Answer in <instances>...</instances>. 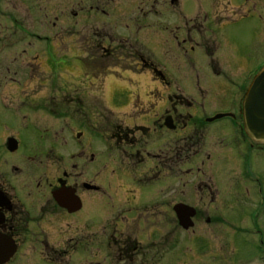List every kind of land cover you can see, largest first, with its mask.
Listing matches in <instances>:
<instances>
[{"label": "flooded vegetation", "instance_id": "obj_1", "mask_svg": "<svg viewBox=\"0 0 264 264\" xmlns=\"http://www.w3.org/2000/svg\"><path fill=\"white\" fill-rule=\"evenodd\" d=\"M56 3L0 0V241L12 253L3 264H236L246 248L256 257L251 264H264L262 206L254 209L246 187L264 143L247 139L241 117L247 86L264 66L262 55L255 56L264 42V0H76L68 12ZM242 20L259 26L243 46L222 34ZM60 37L80 52L79 72L98 97V121L75 124V141L65 136L72 122L56 128L72 103L85 98L76 77L54 75L47 50ZM153 53L204 55L205 88L219 98L207 103L210 115ZM170 65L177 68L175 60ZM111 68L147 75L161 94L133 101L136 115L119 118L104 138L102 87ZM229 71L243 82L234 93ZM193 85L202 95L197 79ZM218 114L226 116L210 121ZM221 120L228 126H213ZM207 126L228 140L226 147H199ZM41 130L51 138L42 142ZM186 131L196 139L192 145L171 144L170 136L184 140ZM90 134L94 146L79 142ZM222 165L236 177L221 178ZM185 208L194 215L189 230L180 224ZM203 224L233 226L237 233L228 240L235 251L241 230L252 226V237L241 239L234 258L217 254V238L197 234Z\"/></svg>", "mask_w": 264, "mask_h": 264}, {"label": "rangeland", "instance_id": "obj_2", "mask_svg": "<svg viewBox=\"0 0 264 264\" xmlns=\"http://www.w3.org/2000/svg\"><path fill=\"white\" fill-rule=\"evenodd\" d=\"M75 2L76 0H57L56 3V9L58 11H69L70 9L75 10ZM74 3V4H73ZM136 15L139 13H135ZM69 19H60L63 26H66L65 23ZM69 22V21H68ZM126 23L124 22L123 25ZM252 26H256L252 28ZM258 23H247L245 20H242L238 23H233L230 25V27L225 28L222 31V34H228L231 33L235 39L238 40V43L243 46V44H249L252 39V33L258 28ZM133 44V43H132ZM79 45V44H77ZM260 52L257 53L255 56L258 57V55H262L261 58H264V42L258 43ZM79 48V47H78ZM47 57L49 59V62L53 64L55 72L54 75H56L57 78L60 79H66V77H76L74 79V82H78L82 84L80 86V91L82 95L86 98H82L81 101H78V103L73 102L72 105L69 107V116L68 118H62L59 121H57L56 128L61 124L66 122H72L73 128L71 130L68 129V131L65 132V136L71 138L73 141H75V133L77 131V126L75 124H79L83 121L88 122V127H92V123H95L98 121V116H94L96 110L93 109V102H96V99L98 98L95 96L96 94V88L95 84L91 81V79L86 78L84 75V72H79V58H81V54L77 49H73L69 46L68 40H65V37L57 38V41L54 44V47L50 50H47ZM15 55V54H14ZM145 56V54H143ZM215 54L214 57H217ZM127 56V55H125ZM201 53H195V54H189V55H171V54H161V53H153V59L159 64L160 67H165L168 69L169 76L173 79L174 84H177L185 93L188 95L193 96L196 102L199 103V105L203 106L204 109L206 108L207 111V103L211 102L213 100L219 99L215 95V93L212 89L205 88V84L208 83L209 77L205 73V70L203 69L204 66L202 62H207L206 58ZM172 58V59H171ZM27 60V58H25ZM169 59V60H167ZM170 60H175V64L177 68L172 67L170 65ZM31 61V60H29ZM112 61V60H111ZM192 62L194 69H188L189 65L188 62ZM113 69L110 76L106 77L103 81V98H104V106L103 108V114H104V123H105V131H104V138H109V127L112 126L114 123H120L118 119H124L126 116H132L136 115V113H132L130 109L132 102L136 101L137 99L139 102H143L146 100L145 96L149 94V98H151L153 101L158 99L161 94V88L160 86L153 85L151 79L145 75V74H137L132 75L129 73H124L122 69ZM69 71V72H68ZM71 71V72H70ZM48 76L50 73L47 74ZM228 76L233 78V85L230 88V92L234 93L237 92L236 87H240L243 83L241 81V75L234 71H229ZM245 76V74H244ZM196 79L200 83L201 90L206 92V94L203 92L202 95H200L199 91L195 86L193 85L196 82ZM26 89L30 86L25 85ZM74 88H78L77 85L73 84ZM173 88V85L170 87ZM214 92V93H213ZM102 103V101H101ZM69 104V101H68ZM97 108V107H95ZM201 110V109H200ZM111 112V113H110ZM206 116L210 115V113L205 112ZM102 116V112L100 113ZM83 120V121H82ZM135 122L142 121L141 119H135ZM118 125V124H116ZM130 126H132L130 124ZM214 127L217 126H228V121L221 120L217 121L215 124H213ZM90 129V128H89ZM88 129V130H89ZM204 137L200 141H198L199 147L203 149L205 152H212V151H218L221 147H226L228 144V140H226L225 137H222V134H212L211 128L209 126L204 127ZM71 131V133H70ZM91 131V130H89ZM211 133V134H210ZM64 135V133H63ZM191 134H189L187 131L184 134V140H177L178 138L174 139L172 136L169 137L171 140V144L178 143L180 146H184L185 149L188 148L192 143L196 140L194 138L190 137ZM233 137H236L233 135ZM50 134L48 132H44L43 130L40 131V140L47 141L49 140ZM93 138V139H92ZM91 134L90 137L87 139L82 138V136L79 138V142H88L91 146H94L96 143L95 137H93ZM106 140V139H105ZM110 141V140H106ZM234 141V140H233ZM194 147V145H193ZM116 148V146L113 144L110 148V155L107 157L111 161L112 159V150ZM198 148V147H196ZM107 163H110L109 161ZM111 165V163H110ZM198 164L196 165V167ZM211 163H206L205 166L202 168L204 173H207L209 169L211 168ZM84 165L79 166L80 168H84ZM185 169L189 168L188 165L184 166ZM230 165H227V167L221 166L222 171L219 174L220 177L228 178V180H231L232 178H235V172L236 170L229 169ZM256 167L255 170H253V176L252 182H248L246 184V187L251 191L252 195L254 196L252 201V205L254 206V209L257 206H262L261 210L259 211L263 223L262 233H263V240H264V154L255 161L254 166ZM60 170V169H59ZM195 170V168H194ZM233 170V171H232ZM193 172V168H192ZM209 173V172H208ZM187 182V181H186ZM221 182L218 181V186ZM209 217L210 214H207ZM260 223V225L262 224ZM250 229H253L252 226L245 227V230L247 231H241L239 232L236 237L238 238V241H236V244L238 246L236 247V251L234 250V247L232 246V243L228 240V238H231L233 234H236L237 231L234 229V227H226L225 225L217 224L216 226H206L205 224L201 225L197 229V234L200 236H208V237H215L218 241H216L215 247H216V253H226L233 258L235 255L239 254V249H242L244 247V243L241 239H250ZM186 237L189 236V234L185 235ZM256 237V235H255ZM227 243V244H225ZM264 243V242H263ZM221 248V249H220ZM264 249V246H263ZM247 250V248H246ZM241 251L240 252V258L236 264H251L253 260H256V257L251 256L252 252L251 250L247 251ZM257 264V263H256Z\"/></svg>", "mask_w": 264, "mask_h": 264}, {"label": "water", "instance_id": "obj_3", "mask_svg": "<svg viewBox=\"0 0 264 264\" xmlns=\"http://www.w3.org/2000/svg\"><path fill=\"white\" fill-rule=\"evenodd\" d=\"M217 115L210 121L222 118ZM243 131L255 143H264V68L253 78L242 101ZM192 212L187 208L180 211V224L184 229L192 226ZM6 243L0 241V264L12 254Z\"/></svg>", "mask_w": 264, "mask_h": 264}]
</instances>
